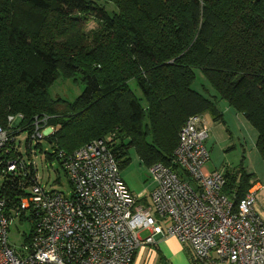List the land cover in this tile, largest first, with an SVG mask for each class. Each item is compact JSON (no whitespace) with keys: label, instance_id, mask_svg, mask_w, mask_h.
<instances>
[{"label":"trees","instance_id":"1","mask_svg":"<svg viewBox=\"0 0 264 264\" xmlns=\"http://www.w3.org/2000/svg\"><path fill=\"white\" fill-rule=\"evenodd\" d=\"M102 1L115 10L97 0H0V125L21 115V128L10 129L12 136L26 131L29 158L34 122L45 117L41 123L54 128L44 137L53 148L46 158L61 166L59 151L102 137H112L120 166L131 160L130 147L147 167L169 164L189 116L209 113L223 122L221 99L255 128L264 161V0ZM89 21L96 25L85 30ZM196 69L215 99L193 88ZM57 79L78 81L82 91L71 101L52 97ZM17 146L10 139L9 152L0 150L8 211L35 174L5 171V160L22 155ZM224 175L234 202L255 183L242 164Z\"/></svg>","mask_w":264,"mask_h":264},{"label":"built area","instance_id":"2","mask_svg":"<svg viewBox=\"0 0 264 264\" xmlns=\"http://www.w3.org/2000/svg\"><path fill=\"white\" fill-rule=\"evenodd\" d=\"M49 129L34 128L30 142L54 131ZM12 132L0 128V150L9 152V140L17 137ZM207 137L201 115L189 116L171 162L148 167L155 182L149 201L133 195L121 178L112 137L58 152L71 186L67 194L39 184L36 168L23 155L5 160L7 172L23 168L35 174L10 211L0 198V264H134L139 248L166 237L184 246L192 264H264V218L254 209L255 192L236 202L225 192L224 172L205 167ZM14 218L32 223L20 254L8 241Z\"/></svg>","mask_w":264,"mask_h":264},{"label":"rangeland","instance_id":"3","mask_svg":"<svg viewBox=\"0 0 264 264\" xmlns=\"http://www.w3.org/2000/svg\"><path fill=\"white\" fill-rule=\"evenodd\" d=\"M100 5L106 6L109 10H115L110 3H106L102 0H97ZM94 21H89L86 23L85 30L95 27ZM72 35L77 37L79 30H72ZM196 80L193 83V88L200 89L201 92L208 96L209 92L205 88H199L197 84L207 82V80L202 77V73L199 70H195ZM208 86L209 83H208ZM83 85L74 81L72 79H57L53 85L49 88V94L52 97H61L67 100H73L80 92L82 91ZM212 89V87H210ZM134 92L136 95H141V91L133 85ZM208 90V89H207ZM213 90V89H212ZM209 91V90H208ZM220 106V107H219ZM219 109L223 113V122L216 124L215 128H211L209 113L202 114V121L205 127L208 130V137L205 141V145L209 151V160L206 162L205 167L216 170H225L226 168H232L239 164H245L246 161L250 158L254 161H257L258 168L262 169L264 163L258 155V150L255 147L256 139V130L253 127L240 128V121L243 119L247 124L248 121L245 119L244 115L236 111L233 107L229 106L226 101L222 100L219 104ZM238 117H237V113ZM13 116V115H8ZM11 122H9L7 117V126L3 127L0 125V128H21L18 127L20 122L21 115L13 116ZM45 117L36 120L34 122V128H43V133H47L50 129V126H44ZM212 119V118H211ZM213 122V121H212ZM44 124V125H43ZM235 126V127H234ZM41 131V129H39ZM26 131H22L19 134L17 133L16 143L19 152L23 155L25 161L30 160L33 166L36 168L38 183L42 186H45L47 189H57L64 193H69L71 191V186L68 181V178L65 175V172L56 158L47 159V153L52 152L51 145L47 142L46 139L42 138L39 142V145L42 146V151L39 150V145L36 147L35 142L31 143L32 148L30 149L31 156L28 157L26 149ZM18 142H20L18 144ZM129 156L131 160L128 164H123L120 166V176L128 186L129 190L133 195H142V199H147L149 201V195L151 190L154 187V179L150 175L148 167L141 163L133 147L129 148ZM259 160V161H258ZM122 161V158H121ZM3 173L0 170V185L3 182ZM32 223L27 219L14 218L9 226L8 231V241L11 247L16 251L17 254H20L22 246L27 241V237L30 234ZM145 247V254L139 258L135 263L141 264L143 258H149L150 264H160V255L156 245L152 246H143ZM142 248V247H141ZM141 248L137 250L138 254H141ZM182 263L191 264L189 260L182 254ZM179 264V261L178 263ZM181 264V263H180Z\"/></svg>","mask_w":264,"mask_h":264},{"label":"crops","instance_id":"4","mask_svg":"<svg viewBox=\"0 0 264 264\" xmlns=\"http://www.w3.org/2000/svg\"><path fill=\"white\" fill-rule=\"evenodd\" d=\"M203 77V76H202ZM197 86L199 88H207L209 91V94L212 96L213 99H215V91L212 90L210 88V86H208V82H205L204 83H200V84H197ZM195 89V88H194ZM197 90L198 92L202 93L200 89H195ZM203 94V93H202ZM220 101H222L221 99H216V105L217 107L219 106L220 104ZM225 101V100H224ZM227 103V102H226ZM228 104V103H227ZM229 105V104H228ZM230 106V105H229ZM220 107V106H219ZM218 107V109H219ZM219 111L222 113V111L219 109ZM237 113V112H236ZM205 114V113H204ZM237 117H238V113L236 114ZM222 116H223V113H222ZM212 116L209 118L210 119V123H211V128H215L216 124H218L219 126L218 127H221L219 123H221L222 121H215ZM246 119V118H245ZM213 121V122H212ZM224 119H223V123L224 124ZM235 127V126H234ZM250 128V127H253L249 122L246 124L244 122V120L242 119L240 121V128ZM254 128V127H253ZM255 130V128H254ZM257 133V132H256ZM256 139H257V135H256ZM256 139H255V143H256ZM255 145V144H254ZM259 155V154H258ZM262 159V158H261ZM259 161V160H258ZM263 161V159H262ZM247 163H243V167L244 169L249 172V173H253L254 175V178H255V183L253 184L252 187H250L248 189L249 190H252L255 192V204H254V209L255 211L262 217L264 218V167H262V169H259L257 166L259 163L257 161H254L252 160L251 158L249 160L246 161ZM264 163V161H263ZM237 166V165H236ZM235 166V167H236ZM232 168H234L232 166ZM207 170L211 171L212 169L207 168ZM215 170V169H214ZM222 172H224V170H221ZM155 185V183H154ZM156 247L158 249V253L160 255V264H177L178 261H179V264H183L182 263V254L185 255V257L189 260L190 262V259H189V256H188V253L186 252L184 246L182 244H180L178 242V240L175 238V237H166V238H162L158 241V243L156 244ZM145 254V247L144 248H141V254H137L136 258H135V261H137V258L140 259V257L142 255ZM143 262L142 264H150V260L149 258H143ZM139 263V261H138ZM138 263H135L134 264H138ZM140 264H141V261H140ZM192 264V263H191ZM225 264H229V263H225Z\"/></svg>","mask_w":264,"mask_h":264}]
</instances>
